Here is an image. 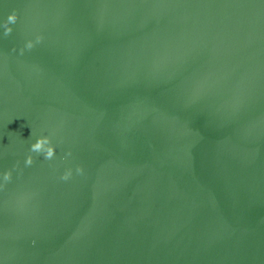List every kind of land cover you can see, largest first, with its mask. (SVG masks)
<instances>
[{
  "label": "water",
  "instance_id": "obj_1",
  "mask_svg": "<svg viewBox=\"0 0 264 264\" xmlns=\"http://www.w3.org/2000/svg\"><path fill=\"white\" fill-rule=\"evenodd\" d=\"M0 264H264V0H0Z\"/></svg>",
  "mask_w": 264,
  "mask_h": 264
},
{
  "label": "clouds",
  "instance_id": "obj_2",
  "mask_svg": "<svg viewBox=\"0 0 264 264\" xmlns=\"http://www.w3.org/2000/svg\"><path fill=\"white\" fill-rule=\"evenodd\" d=\"M18 19L17 13L15 11H13L12 13H10L7 16V19L4 21L3 23V28H4V35L8 36L12 33L13 28L11 27V25L15 24L16 21ZM42 39V37H37V42H39ZM25 47L27 49H32L34 47V44L32 41H28L25 45ZM13 51H15V49H13ZM24 52V48L20 49V54L22 55ZM30 152H34V153H42L44 155L45 159H52L55 155V148L54 146L51 144V140L49 137L47 136H41L39 138H37V140L31 144L30 146ZM70 155V153H69ZM25 164L27 166H30L33 164V157L32 155H28L26 160H25ZM76 171L78 173H82L83 169L81 167H77ZM72 175L71 169H69L68 171H66L64 173V175L61 177L63 180H68ZM11 179V171L5 172L4 173V180L5 181H9Z\"/></svg>",
  "mask_w": 264,
  "mask_h": 264
}]
</instances>
